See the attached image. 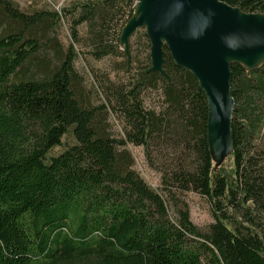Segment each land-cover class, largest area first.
<instances>
[{"label": "trees", "instance_id": "16d2710c", "mask_svg": "<svg viewBox=\"0 0 264 264\" xmlns=\"http://www.w3.org/2000/svg\"><path fill=\"white\" fill-rule=\"evenodd\" d=\"M137 1L25 13L0 0V264H264V62L250 71L230 66L231 168L214 169L196 78L166 47L167 78L149 71L144 30L129 39L128 55L119 44ZM220 1L264 15V0ZM80 43L98 61L122 47L114 68L123 76L99 82L95 106L82 103ZM65 136L73 144L52 156ZM129 145L160 175V191L134 170ZM189 192L210 204L205 230L177 198Z\"/></svg>", "mask_w": 264, "mask_h": 264}, {"label": "water", "instance_id": "95a60500", "mask_svg": "<svg viewBox=\"0 0 264 264\" xmlns=\"http://www.w3.org/2000/svg\"><path fill=\"white\" fill-rule=\"evenodd\" d=\"M139 30L149 39V71L167 78L166 47L174 63L198 81L207 101L211 159L231 154L230 66L237 63L250 71L263 64L264 15L243 13L220 0H138L119 37L127 55L129 39Z\"/></svg>", "mask_w": 264, "mask_h": 264}, {"label": "rangeland", "instance_id": "374dc122", "mask_svg": "<svg viewBox=\"0 0 264 264\" xmlns=\"http://www.w3.org/2000/svg\"><path fill=\"white\" fill-rule=\"evenodd\" d=\"M18 8L25 13H30L36 10L48 9L50 11L61 12L62 9L70 8L73 4L82 3L85 0H11ZM85 27L81 26L78 30V35L81 41H86ZM58 41L63 48H66L71 43L69 35L68 20L62 19L61 25L57 30ZM75 50L78 55V59L75 62V69L78 74L83 78V96L82 103L87 106H95L102 102V96L100 93L99 82L107 79L115 81L117 77H122V72L115 71L117 63H122V59L118 53H121L122 47L116 45L117 54H113L111 57L104 58L103 60H94L90 54V48L83 43L74 44ZM108 124L113 136H119L121 127L118 121L112 116L108 117ZM73 144V140L70 136H65L62 140V145L56 147L51 152V155H57L62 152L66 147ZM128 149L132 153L134 161V170L139 176L147 183V185L154 191H160V175L149 169L146 165L143 151L141 148H136L131 145ZM214 155H217L214 152ZM231 154L219 159L214 157L212 162L214 169L220 167L229 170L231 168ZM177 198L186 204L189 219L191 223L200 230H205L209 224L213 222L211 216V207L207 199L200 197L192 192L185 193L183 195L178 194ZM174 215V212L171 211Z\"/></svg>", "mask_w": 264, "mask_h": 264}, {"label": "bare ground", "instance_id": "6f19581e", "mask_svg": "<svg viewBox=\"0 0 264 264\" xmlns=\"http://www.w3.org/2000/svg\"><path fill=\"white\" fill-rule=\"evenodd\" d=\"M262 57H263V54L262 55H260V56H258L256 59H257V61L258 60H260V59H262Z\"/></svg>", "mask_w": 264, "mask_h": 264}]
</instances>
